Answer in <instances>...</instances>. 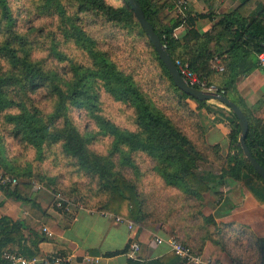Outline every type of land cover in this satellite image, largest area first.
<instances>
[{
  "label": "trees",
  "instance_id": "16d2710c",
  "mask_svg": "<svg viewBox=\"0 0 264 264\" xmlns=\"http://www.w3.org/2000/svg\"><path fill=\"white\" fill-rule=\"evenodd\" d=\"M14 1L0 0L3 174L45 179L29 169L20 173L17 166L4 164L1 147L8 146V140L16 141L23 150H33L36 162L51 160L79 176L72 179L71 187L58 182V177L55 181L47 177V189L54 185L63 195H78L86 208L121 215L139 226L165 223L178 241L201 254L209 226L225 228L203 214L204 194L214 192L225 177L238 179L243 170L264 185L239 145L236 116L228 131L233 155L226 159L218 145L205 141L198 114L205 101L175 85L127 0H25L13 6ZM137 1L174 63H187L200 81L241 108L248 122L245 143L264 167V119L252 115L235 97L236 80L264 53V4L257 3L250 13L235 9L216 15V23L200 32L195 20L212 21L214 16L195 17L189 11L173 15L169 11L176 0ZM39 19L44 21L38 23ZM181 25L187 26L186 31L175 37L174 30ZM218 64L222 70L216 68ZM106 101L127 110L126 121L106 116L102 110ZM177 112L186 120V128L173 120ZM189 129L196 133L187 134ZM99 136L110 139L105 153L93 148ZM201 162L218 169L200 171ZM0 191L15 201H28L16 184L0 183ZM46 239L45 233L22 219L1 214L0 264H10L4 250L16 249L29 259H39V244ZM55 257L47 255L33 264H68L55 263ZM177 259L169 251L147 260L127 257L126 264H169Z\"/></svg>",
  "mask_w": 264,
  "mask_h": 264
},
{
  "label": "crops",
  "instance_id": "0c3cea01",
  "mask_svg": "<svg viewBox=\"0 0 264 264\" xmlns=\"http://www.w3.org/2000/svg\"><path fill=\"white\" fill-rule=\"evenodd\" d=\"M257 3L264 4V0H188L185 12L189 11L195 17L200 13L215 17L212 21L205 18L195 20V28L202 32L216 23L219 18L216 15L235 9L250 13ZM169 13L180 15L178 6L175 5ZM186 28L185 25L176 28L175 37H181ZM256 63L236 80L235 97L242 100L252 115L264 119V66L258 61ZM216 68L222 70L220 64ZM198 114L204 119L201 123L206 143L218 145L219 153L230 159L233 154L229 148L228 131L229 123L234 121L233 113L219 101L209 99ZM27 198L26 202L15 201L0 191V215L22 219L28 227L38 232L43 227L52 232V237H47V242H41L39 248L47 249V255L60 258L59 262L85 264L83 257L88 255L97 258V264H126L127 253L107 254L125 247L129 249L136 242L140 246L137 259L160 258L169 253L167 244L158 245L149 239L152 236L164 239L174 237L164 223L135 224L133 230L129 231L125 224H117L98 213L57 210L53 206L54 196L49 190L47 197L44 193L33 192ZM203 205V214L210 216L216 224L225 225V228L209 226V238L199 247L202 264L264 263V251L260 250V246H264V185L254 174L243 170L238 179L225 177L214 192L204 194ZM169 264L183 262L177 259Z\"/></svg>",
  "mask_w": 264,
  "mask_h": 264
},
{
  "label": "rangeland",
  "instance_id": "374dc122",
  "mask_svg": "<svg viewBox=\"0 0 264 264\" xmlns=\"http://www.w3.org/2000/svg\"><path fill=\"white\" fill-rule=\"evenodd\" d=\"M16 3V4H15ZM23 3H27L25 0H15L14 1V5L17 6H21ZM44 21V19H39L37 20V22L39 23L40 21ZM88 21H90V18L86 19ZM91 28L96 29L97 27L92 25ZM102 38V37H101ZM189 104L191 105V107H194V102L192 100L189 101ZM102 110L103 113L110 117L111 119L113 118L116 121H120L122 122V120L126 121V117H125V113H128L127 110H124V108L121 106H116L115 103H111V101H106L103 102V106H102ZM180 117H182V113L181 112H177L176 115H174L172 118L173 120L179 125L182 126L183 128H186V120L185 119H180ZM199 119L202 121H204L203 117L199 116ZM86 121V116L85 115H81L80 118V122L83 123ZM92 127V129L94 128L93 124L89 125ZM95 129V128H94ZM187 130V129H186ZM189 132V133H188ZM196 133L195 131H193L192 129H189L187 131V134H191V136H193L192 134ZM110 139L109 138H101L99 136L98 140L94 143L93 148L98 151V152H102L105 153L107 147H108V143H109ZM1 151L5 153V159H4V164L6 163L7 166L11 167L13 165L17 166V169L20 173H25L26 170H30L32 171V173H39L40 175H44L45 179H38V177H33L30 176L28 178H24L25 175H15L14 172H12L15 175V178L17 179V183L16 185H18V187L20 189H23L25 191V197H30V194L33 192H41L46 194L47 197V190H49L52 195L54 196V194L57 191H61L60 189H57L54 185L53 187L47 189V186H45V181L47 180V177H52L55 178L58 177V182L60 183H64V185H69V187L74 186V183H72V179L77 180L79 176H75L71 174V172H67V170L63 167L62 164H60L59 166H55L54 163L51 160H43L41 163L36 162V160H34V153L33 150H23V147L20 146L16 141H10L8 140V146L5 145V148L3 149L1 147ZM1 156H3L2 153H0ZM201 169H211V170H216L218 169V167L215 164H209L207 165L206 163H200V171ZM62 172V177H59L60 172ZM0 172L4 173V168L0 167ZM7 175H9L8 173H6ZM10 176V175H9ZM64 197H66L69 201H70V212H77V211H85L88 213H98L103 215V213L105 211L103 210H97L96 207H90V208H86L83 204V202L81 201L80 197L76 194L69 196L64 194ZM95 198V200H98L97 196L93 197ZM95 201H93L92 203H94ZM159 203H161V200H159ZM54 208H56L57 210H61L57 207H55V204H53ZM66 212V211H65ZM114 214V213H112ZM109 219H111L109 217ZM112 220V219H111ZM152 224H157V223H152ZM165 224V223H164ZM167 225V224H166ZM168 226V225H167ZM169 227V226H168ZM45 227L42 228L41 232H44ZM46 235V234H45ZM150 241H154L155 236H152L149 238ZM148 239V240H149ZM43 242H47V239ZM7 251V250H4ZM63 256V255H62ZM39 260L41 259H45L47 258V249H41L40 248V253L38 255ZM56 263V262H55Z\"/></svg>",
  "mask_w": 264,
  "mask_h": 264
},
{
  "label": "built area",
  "instance_id": "2783aa9c",
  "mask_svg": "<svg viewBox=\"0 0 264 264\" xmlns=\"http://www.w3.org/2000/svg\"><path fill=\"white\" fill-rule=\"evenodd\" d=\"M176 5L179 8L180 15L184 16L186 13L185 10L188 5V0H176ZM258 60H259V64L264 66V53L258 54ZM176 66L182 79L186 84L207 91L216 89L214 86H206L202 81H200L197 75L189 69L187 63H181L177 61ZM0 183L2 185H14L17 183V179L0 172ZM54 204L55 207L63 211H69L71 206L70 201L66 197H64V195L60 192H56L54 194ZM103 216L108 218L110 217L117 224H125L129 231L133 230V228L135 227V224L132 221L126 219L121 215H115L110 212H104ZM43 230L47 237H52V232H50L46 228H44ZM154 243L158 245L167 244L168 250L173 252L176 256H178L182 260L183 264L203 263V259L200 254L192 251L189 246L182 244L175 237H171L168 239H164L162 237H155ZM139 248L140 246L137 242L132 243L126 253L131 258H137ZM3 257L7 259L10 262V264H33L39 260L38 258L29 259L19 254L16 249H13L11 251H4ZM64 260L67 261L68 259H64ZM54 261L59 262L60 258L55 257ZM83 262L85 264H97L98 259L85 255L83 257Z\"/></svg>",
  "mask_w": 264,
  "mask_h": 264
},
{
  "label": "water",
  "instance_id": "95a60500",
  "mask_svg": "<svg viewBox=\"0 0 264 264\" xmlns=\"http://www.w3.org/2000/svg\"><path fill=\"white\" fill-rule=\"evenodd\" d=\"M127 1L129 2L133 13L138 20L139 25L142 27L143 31L145 32L148 40L151 42L158 57L161 59L166 69L169 71L175 85L183 92L191 95L192 97L200 101H206L209 99L219 101L236 116L240 128L238 135V142L242 149L244 157L250 162L256 173L264 181V167L260 165L259 162H257L256 159L252 156L251 152L249 151L245 143V137L248 131V122L241 108L232 100L227 98L225 95L218 93L216 89L207 91L186 84L182 79L176 64L174 63L169 53L167 52L165 46L163 45L161 39L154 31L149 21L145 18L143 10L139 5L138 1L137 0H127Z\"/></svg>",
  "mask_w": 264,
  "mask_h": 264
}]
</instances>
